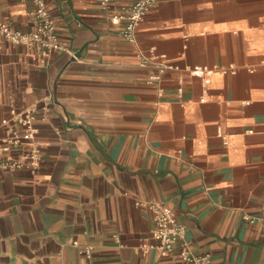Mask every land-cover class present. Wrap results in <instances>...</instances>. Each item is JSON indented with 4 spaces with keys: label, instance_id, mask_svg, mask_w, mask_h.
Returning a JSON list of instances; mask_svg holds the SVG:
<instances>
[{
    "label": "crops",
    "instance_id": "1",
    "mask_svg": "<svg viewBox=\"0 0 264 264\" xmlns=\"http://www.w3.org/2000/svg\"><path fill=\"white\" fill-rule=\"evenodd\" d=\"M133 1L46 0L79 60L0 38V140L36 108L42 155L9 170L0 149V264H186L150 247L148 200L211 264H264L243 218L264 211V0H157L129 42L111 17ZM32 9L0 20L33 30ZM140 54L164 56L158 82Z\"/></svg>",
    "mask_w": 264,
    "mask_h": 264
},
{
    "label": "built area",
    "instance_id": "2",
    "mask_svg": "<svg viewBox=\"0 0 264 264\" xmlns=\"http://www.w3.org/2000/svg\"><path fill=\"white\" fill-rule=\"evenodd\" d=\"M31 3L32 21L35 28L30 31L17 29L10 21L0 20V38L9 41L14 45H22L31 50H36L43 56H49L56 51L69 53L75 60L79 56L59 35L58 24L52 14L51 8L46 0H23ZM112 0H98L104 9L111 8ZM157 0H135L128 6L112 15V22L115 24L124 22L121 35L129 42L136 40L138 23L147 15L150 8ZM164 57L158 54H140L143 66L153 65L156 71L151 74L150 81L158 82L168 69V65L160 59ZM196 72H205L202 68H196ZM162 93V89H160ZM38 113L36 108H30L16 118V126L10 133L0 140V149L8 151L3 165L9 170L22 168L36 169L40 166L41 150L35 141L36 121ZM19 152H14L16 149ZM153 213L154 227L151 236L155 241L150 247L155 248L162 256H169L176 251L186 264H211L209 253H196L186 237V226L179 222L173 210L163 201L148 200L143 202ZM244 220L250 223H260L264 230V211L259 216L244 215ZM79 245L78 242H74Z\"/></svg>",
    "mask_w": 264,
    "mask_h": 264
}]
</instances>
